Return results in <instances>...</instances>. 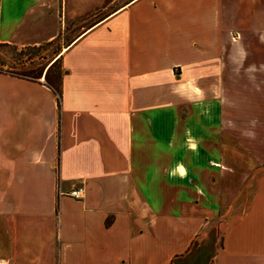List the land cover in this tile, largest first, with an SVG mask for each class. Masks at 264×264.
Returning a JSON list of instances; mask_svg holds the SVG:
<instances>
[{
    "label": "crops",
    "instance_id": "0c3cea01",
    "mask_svg": "<svg viewBox=\"0 0 264 264\" xmlns=\"http://www.w3.org/2000/svg\"><path fill=\"white\" fill-rule=\"evenodd\" d=\"M67 5L0 0V43L63 36ZM260 58L264 0H126L62 48L59 101L52 77L0 71V259L264 264V147L223 135L228 74L264 73ZM214 121L209 161L199 127Z\"/></svg>",
    "mask_w": 264,
    "mask_h": 264
},
{
    "label": "rangeland",
    "instance_id": "374dc122",
    "mask_svg": "<svg viewBox=\"0 0 264 264\" xmlns=\"http://www.w3.org/2000/svg\"><path fill=\"white\" fill-rule=\"evenodd\" d=\"M125 1L126 0H68V8L65 9V16L67 17L68 24L65 25L64 35L61 36L60 34L58 38L52 41V43H43L38 48L29 46L18 47L12 45L14 46L12 47L0 45V68L13 74L31 78L33 77L44 81L46 80L44 75L49 69V78L52 77V79L57 81L59 62L57 61L53 66L51 65L55 62V60H58V56L62 51V48L65 47L67 43L70 42L72 37L78 32L88 28L101 16L114 10ZM249 10L246 9L245 16H248L247 13ZM250 16H252V14ZM259 61L260 63H264V58H260ZM249 63L251 65L252 60H250ZM225 82L223 99L225 106H228L229 108L228 112L230 118L228 123H224V126L226 127L225 133H223L224 141L230 148L241 145L242 138L237 137L236 133L238 132L236 131V128H240L246 132V136L244 137L245 147H251L253 143L258 144L259 142V145L263 148L264 73L252 71L242 73L230 72L228 74V79ZM218 87L215 86L213 91L210 92L214 93V95L218 94ZM258 100L261 102V111L263 115L260 121H255L251 118V116L254 103ZM184 108L185 112H187V107L184 106ZM234 113H237L239 115L238 117L241 119H236L234 121ZM259 124L262 130L261 137H253L252 130L254 127L256 128V126L258 128ZM199 129L203 135L199 138L200 142L205 144L206 147L208 146V151H206L205 155L209 161L216 160L219 157L218 148L219 137L221 135L220 122L214 121L207 125H200ZM235 157L236 155L234 151L228 152L230 163L234 164L236 161ZM260 159L261 158H259V160ZM246 160H251V157L246 156ZM252 171L253 169L250 170V174Z\"/></svg>",
    "mask_w": 264,
    "mask_h": 264
},
{
    "label": "trees",
    "instance_id": "16d2710c",
    "mask_svg": "<svg viewBox=\"0 0 264 264\" xmlns=\"http://www.w3.org/2000/svg\"><path fill=\"white\" fill-rule=\"evenodd\" d=\"M58 37H59V35H58ZM52 41H54V39L51 40V41H49V42H46V44L52 43ZM0 45L1 46H12V44H8V43H0ZM40 46L41 45H39V46H29V47H33V48L36 47V48H38ZM12 47H14V46H12ZM57 61L58 60H55V62H53V64L51 66H53ZM0 71H3V69L0 68ZM58 71L59 72H58L57 81L55 83H52V84L50 83V86L52 87V89H53V91H54V93H55V95H56V97H57V99L59 101V98H60V95H61V93H60V87H59L60 86V79H59V77H60V69H59V67H58ZM16 75H18V74H16ZM22 77H27V76H22ZM27 78H31V77H27ZM45 79H46L47 82H49V69H48V71L45 74Z\"/></svg>",
    "mask_w": 264,
    "mask_h": 264
},
{
    "label": "built area",
    "instance_id": "2783aa9c",
    "mask_svg": "<svg viewBox=\"0 0 264 264\" xmlns=\"http://www.w3.org/2000/svg\"><path fill=\"white\" fill-rule=\"evenodd\" d=\"M83 194H84V188L82 186L72 188L69 192H67V195L73 198H81ZM0 264H6L5 260L0 259Z\"/></svg>",
    "mask_w": 264,
    "mask_h": 264
}]
</instances>
